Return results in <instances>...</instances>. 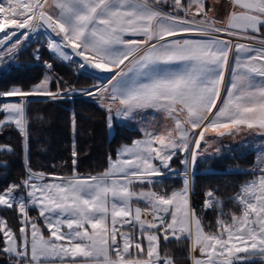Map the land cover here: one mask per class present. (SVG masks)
<instances>
[{
    "label": "snow or ice",
    "instance_id": "obj_1",
    "mask_svg": "<svg viewBox=\"0 0 264 264\" xmlns=\"http://www.w3.org/2000/svg\"><path fill=\"white\" fill-rule=\"evenodd\" d=\"M232 9L217 26L197 19L206 16V0H188L187 5L183 0H0V66L6 60L11 64L43 29L60 38H49L50 52L62 61L80 57L82 70H98L107 81L77 93L55 73L53 63L45 62L44 78L31 89L0 91V98H19L0 104V129L15 126L25 152L30 97H93L107 108L110 131L114 119L162 110L179 133L143 129L145 139L123 146L99 176L77 174L75 141L71 177L53 176L50 182L26 159V178L0 190V209L18 219L15 224L0 216V253L7 257L0 264H176L162 253L161 237L165 243L189 241L191 264H264V168L254 169L259 175L230 198L240 214L228 221L220 211L215 232L205 231L191 205L195 164L212 155L201 150L205 133L233 135L246 128L264 135V0H232ZM69 48L71 53L65 51ZM33 55L39 61L40 49ZM72 128L75 132V119ZM5 151L12 149L0 147ZM177 155L183 172L172 168ZM156 178L161 183L181 178L183 187L171 194L134 190L137 183L155 185ZM217 205L222 201L209 190L204 208ZM30 209L38 216L31 217Z\"/></svg>",
    "mask_w": 264,
    "mask_h": 264
},
{
    "label": "trees",
    "instance_id": "obj_2",
    "mask_svg": "<svg viewBox=\"0 0 264 264\" xmlns=\"http://www.w3.org/2000/svg\"><path fill=\"white\" fill-rule=\"evenodd\" d=\"M38 44H30L21 53L20 64L11 66L0 76V91L12 87H20L25 91L38 83L47 72L43 66L45 62L53 63L55 73L63 81L76 90L94 87L99 78L93 77L79 70V64L73 60L67 63L52 58L45 47L40 48L41 59L34 58L35 48ZM53 91L56 90L55 81L51 83ZM27 105L28 117V151L24 150V142L15 126H5L0 129V147H10L9 152H0V164L7 163V168H0V190L13 182L20 183L27 176L25 160L35 173L46 176L71 177L73 175L72 151L73 141L78 151L76 170L80 177L101 175L110 161L115 160L117 151L122 146L131 145L140 140L142 135L137 130L127 128L122 123L113 120L112 133L108 127V113L97 99L88 97H75L71 99H34ZM4 113L0 112V120ZM76 121L73 132L72 121ZM182 156L172 162V168L180 171ZM255 162V152L247 150L242 153L220 154L216 158L198 160L195 164V176L191 193V205L199 214L205 231L207 224L214 225L220 218V211L224 212L223 219L230 221L233 213L240 214L238 204L230 198L237 195L241 186L254 179L251 169ZM144 190L167 192L182 188L178 178L164 179L163 183L157 181L155 185L143 184ZM212 190L222 206L204 208L206 193ZM29 215L37 217L36 209H30ZM0 216H5L12 223L18 224L14 213L10 210L0 209ZM45 234L43 224H39ZM2 246V245H0ZM161 251L173 256L176 264H191L189 242L187 240H170L165 243L161 237ZM7 257L0 253V262H6Z\"/></svg>",
    "mask_w": 264,
    "mask_h": 264
},
{
    "label": "rangeland",
    "instance_id": "obj_3",
    "mask_svg": "<svg viewBox=\"0 0 264 264\" xmlns=\"http://www.w3.org/2000/svg\"><path fill=\"white\" fill-rule=\"evenodd\" d=\"M208 1L211 2L210 4L213 6V10H216V13H213V14L215 16H217L218 19L213 17V20H212L211 17H209V16H207V17L206 16L197 17V19L198 20L210 19V21L215 23L217 26L222 25V22H225L224 20H226V17L228 15L229 11L233 10L232 7H230V5H228V4L224 5L222 3V0H208ZM187 4H188V0L186 1L185 5H187ZM165 10H167V9H165ZM49 33L51 34V38L52 39H55V40H59L60 39L59 37L55 36L54 33H51L50 30H49ZM232 39L235 40L237 38H232ZM48 41L49 40L42 33H38V34L34 35L26 43V45L19 51V53L16 56V59L11 64H8L7 60H6L5 61V66H0V76L3 73H5L9 69V67L17 66V65L20 64L21 53L24 52L28 48V46L30 44H32V43L33 44H38V46L35 48V51L38 48L40 49L43 46V47L46 48L47 52L49 53V55L52 58H54V59H56V60H58L60 62L67 63L69 60L68 61H62L56 56V54H54V53L49 51V49L47 47ZM69 49H65V50L67 51ZM43 66L46 68L45 64ZM46 71H47V69H46ZM45 74L42 76L41 80L44 78ZM104 80H105L104 78L100 79L98 81V83L94 87H91L89 89H95L96 87L99 86V84L103 83ZM38 83H36V84H38ZM79 91L80 90H77V93H79ZM75 97L93 98V97H89V96H86V95L76 94V95H72V96H70L69 98H66V99H71V98H75ZM18 99H19L18 97H3V98H0V104L4 103L6 101L7 102H11V101H15V100H18ZM28 99L29 100H34V99H48V98H45V97H30ZM99 103H100V101H99ZM118 104H119V102H116V106H118ZM100 105H101V103H100ZM104 108L107 110L106 107H104ZM156 110L157 109H145L144 110L145 112L144 113L140 112L141 114H138L137 115L138 117H136V119H130V120L117 119V120H118L119 123H122V124L125 123V124H128V125H133L135 128H137L140 131L141 135H143L144 137H145V135H144L143 129H145V128L149 132H155L156 134L167 135L169 132H172L174 136L178 137L179 133H177L176 131H173L172 128H171V123L170 122H171L172 118L168 116V120L167 121H163V117L160 116V115H157V113H155ZM114 111H115V106L113 107V112ZM146 111H151V112H150V114H146ZM198 131L199 130H197V132ZM207 133H205V141H207V143H206V145H203L202 142H201V150L205 151L208 154H212V155L202 156L199 160L209 159V158H216V157H218L220 154H222L224 152L226 154H233L235 152L236 153H242V152L247 151V150H252V151L255 152V162H254V165H253V167L251 169V172L253 173V170L254 169H258V167L259 168H264V163H261V159L264 158V135H262L259 130L249 131L247 129H243V130H241L238 133H235L233 135H226V136H222L220 138H217L215 136L208 137L206 135ZM156 146L158 147V145H156ZM217 149H219V155L215 154ZM180 171H182V169ZM254 174H255V177H254V179H255L259 175V171H256ZM216 222H217V220H216ZM207 226H208V230H210L212 232H215L217 230L216 229V223L214 225L209 223V224H207ZM198 254L199 253L197 252V255Z\"/></svg>",
    "mask_w": 264,
    "mask_h": 264
},
{
    "label": "crops",
    "instance_id": "obj_4",
    "mask_svg": "<svg viewBox=\"0 0 264 264\" xmlns=\"http://www.w3.org/2000/svg\"><path fill=\"white\" fill-rule=\"evenodd\" d=\"M186 1L187 0H185L184 1V3L186 4ZM167 10H169V9H167ZM166 10V11H167ZM231 12V11H230ZM229 12V13H230ZM228 13V14H229ZM183 15V14H182ZM228 16V15H227ZM226 19H227V17H226ZM225 22H226V20H224ZM126 39H132L133 37H130V36H126L125 37ZM127 63V62H126ZM101 79V78H100ZM103 83H107V81L106 80H104L103 81ZM118 102V101H117ZM218 103H219V101H218ZM213 111H215V109H213ZM143 113L145 112L144 110L142 111ZM150 112L151 111H146V114H150ZM155 113H157V115H160V116H162L163 117V121H167L168 120V114L166 113V112H164V111H162V110H156L155 111ZM115 114V111L113 112V115ZM139 114H141V113H139ZM138 117V116H137ZM184 118H186V113L183 115V116H181V119L183 120ZM115 121H118L117 119H114ZM171 128H172V130L173 131H175V129H176V123H175V121L172 119L171 120ZM123 125H125L127 128H129V129H132V130H137V131H139L137 128H135L133 125H128V124H123ZM188 127V130H189V132H191L192 131V129H191V126L190 125H188L187 126ZM243 129H246V128H243ZM110 131V130H109ZM140 132V131H139ZM110 133H112V131H110ZM208 137H211V136H215V137H217V138H220V137H222V136H218L216 133H212V132H208L207 134H206ZM142 139H145V137L142 135V138L140 139V140H142ZM206 143L207 142H204V141H202V144L203 145H206ZM133 146V143L131 144V145H128L127 147H132ZM123 147V146H122ZM121 147V148H122ZM120 148V149H121ZM120 149H118V151L120 150ZM117 151V152H118ZM116 157H117V155H116ZM115 160H116V158H115ZM115 160H112V161H115ZM112 161H110V163H109V165H108V168L103 172V173H105L106 171H108L109 170V168H110V164H111V162ZM158 163V162H157ZM189 171H192V168H191V166H190V168H189ZM180 172H183V165H182V171H180ZM102 173V174H103ZM101 174V175H102ZM49 178H50V182H51V178L53 177V176H48ZM55 177H57V178H64V177H58V176H55ZM178 179H180L181 180V182H182V179L181 178H178ZM156 180L157 181H159L160 180V178H156ZM134 190L135 191H137V192H139V191H141V190H143V191H148V190H144L143 188H142V185L141 184H139V183H137V184H135L134 186ZM182 187H183V183H182ZM139 206H141V207H143L144 205H143V202H141L140 203V205ZM37 212H38V210H36ZM39 214V213H38ZM143 219H145V220H151L152 219V217L150 216V215H145V216H143L142 217ZM41 222H42V224H43V220H41ZM43 228H44V230L46 231L45 232V237L47 238L48 237V229L44 226V224H43ZM42 230V229H41ZM64 231H67V229H66V227H65V229H64ZM89 231H91V229H89ZM175 240V239H174ZM189 242V241H188ZM189 246H190V242H189ZM190 262H191V260H190Z\"/></svg>",
    "mask_w": 264,
    "mask_h": 264
},
{
    "label": "flooded vegetation",
    "instance_id": "obj_5",
    "mask_svg": "<svg viewBox=\"0 0 264 264\" xmlns=\"http://www.w3.org/2000/svg\"><path fill=\"white\" fill-rule=\"evenodd\" d=\"M185 0H183L184 2ZM225 2V3H224ZM211 2H209L208 0H206V17L209 16L211 17V19L213 20V17L214 18H217V16H215L213 13H216V10H213V6L210 4ZM222 3L225 5V4H228L230 5V7H232V3L229 1V0H222ZM214 11V12H213ZM230 12V11H229ZM210 20V19H209ZM219 26H222V25H219Z\"/></svg>",
    "mask_w": 264,
    "mask_h": 264
},
{
    "label": "water",
    "instance_id": "obj_6",
    "mask_svg": "<svg viewBox=\"0 0 264 264\" xmlns=\"http://www.w3.org/2000/svg\"><path fill=\"white\" fill-rule=\"evenodd\" d=\"M229 1L232 3V0H229ZM68 52L71 53V49H69ZM73 61H75V62L77 63V61H80V57H75V59H74ZM77 64H78V63H77ZM79 69H80L81 71H83V72H85V73H87V74L93 76V77L101 78V79L104 78L103 75H101V76H97V71H98V70L94 71V70H91V69H88V68H85V69L82 70V69L80 68V66H79ZM224 136H226V135H224Z\"/></svg>",
    "mask_w": 264,
    "mask_h": 264
},
{
    "label": "bare ground",
    "instance_id": "obj_7",
    "mask_svg": "<svg viewBox=\"0 0 264 264\" xmlns=\"http://www.w3.org/2000/svg\"><path fill=\"white\" fill-rule=\"evenodd\" d=\"M39 33H42L45 35V37L49 40V38L51 37V34L49 33V31L47 33H45V31L43 29L40 30ZM0 35H2V33H0ZM66 51V50H65ZM68 51V50H67Z\"/></svg>",
    "mask_w": 264,
    "mask_h": 264
},
{
    "label": "built area",
    "instance_id": "obj_8",
    "mask_svg": "<svg viewBox=\"0 0 264 264\" xmlns=\"http://www.w3.org/2000/svg\"><path fill=\"white\" fill-rule=\"evenodd\" d=\"M235 40H236V39H235ZM235 40H234V41H235ZM240 42H241V43H246V41L243 40V39H240ZM197 215L199 216V214H197Z\"/></svg>",
    "mask_w": 264,
    "mask_h": 264
}]
</instances>
